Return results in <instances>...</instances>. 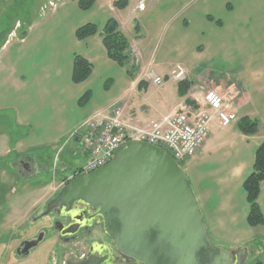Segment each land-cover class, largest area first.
<instances>
[{
	"label": "crops",
	"instance_id": "1",
	"mask_svg": "<svg viewBox=\"0 0 264 264\" xmlns=\"http://www.w3.org/2000/svg\"><path fill=\"white\" fill-rule=\"evenodd\" d=\"M116 1L98 0L87 11L76 1L62 4L42 20L29 21L24 43L2 48L0 112L12 113L21 135L14 140L0 128V211L6 208L12 213L0 223L7 229L0 240L15 226H27L26 220L36 216L48 195L57 191L55 182L39 185L49 172L39 150L55 152L84 120L116 102L139 122L191 104L189 91L181 96L173 80L166 83L173 81L176 92L158 88L147 78L151 72L168 76L174 66L164 68L162 60L172 54L181 56L179 63L187 64L191 74L201 79L230 74L244 92L235 109L238 117L260 123L258 133L249 136L240 131L239 121L224 127L214 119L208 138L184 170L213 241L229 251L247 248V264H264V224L249 226L250 205L244 189L264 142V0H188L181 13L162 11L179 0H127L124 9L115 7ZM111 18L129 39L131 74L108 57L103 44L100 34ZM86 24H95L99 33L78 40L76 31ZM145 33L154 42L148 59L139 48ZM159 51L165 53L160 62L154 57ZM76 56L93 65L92 74L80 84L72 81ZM87 92L90 98L80 106ZM28 150L38 151V156ZM24 157L30 158L27 172L19 164ZM258 204L264 216V182ZM15 214L18 223L11 224Z\"/></svg>",
	"mask_w": 264,
	"mask_h": 264
},
{
	"label": "water",
	"instance_id": "2",
	"mask_svg": "<svg viewBox=\"0 0 264 264\" xmlns=\"http://www.w3.org/2000/svg\"><path fill=\"white\" fill-rule=\"evenodd\" d=\"M74 203L103 216L123 264H247L250 258L247 248L214 243L184 168L146 142L121 145L106 166L63 186L44 215Z\"/></svg>",
	"mask_w": 264,
	"mask_h": 264
},
{
	"label": "rangeland",
	"instance_id": "3",
	"mask_svg": "<svg viewBox=\"0 0 264 264\" xmlns=\"http://www.w3.org/2000/svg\"><path fill=\"white\" fill-rule=\"evenodd\" d=\"M132 1H136V0H132ZM147 1L149 2V0ZM73 2L74 0H0V54L3 47L22 44L26 41V34L28 32V31L26 32V29L28 28L29 21H32L34 19L42 20L47 15H50L52 11H56L60 5L71 4ZM186 2H188V0H179L175 5H165L162 7V11L171 12V13L173 12L181 13L184 10V4H186ZM159 6L160 5H158V7ZM139 8L144 10V5L140 4ZM136 23L134 25L132 24V28H131V30H133L134 32V36L137 35L138 33L135 29ZM144 35L146 38L142 42H139L140 43L139 48L144 49L143 50L144 56L146 59H148L151 50L154 47V42L152 41V38L149 34L145 33ZM160 50H164V49L161 48ZM164 54L165 53H163V51H159L154 54V57H156V60L160 62L162 60L161 57H163ZM165 56H167V58L165 60H162L163 62H165V64L163 65L164 68L168 66L175 67L178 64H181L186 68L188 77L187 80L183 82L185 83L187 82L188 84V88H189L188 91L190 95L189 97L191 100L190 101L191 104H189V107H191L194 110V112H197L198 110L201 109L203 96L206 92L209 91H216L220 93V95L224 98V100L227 103L232 104L233 107L236 109V106L240 102V99H242L244 92L242 90L240 83L230 74L225 73L221 75L222 72L215 73L212 75L209 74V77L206 78V80H204L201 79L199 75L196 76L192 75L189 70L190 68L188 67L187 64L179 63L181 62V60H183L181 56L172 55V54H166ZM193 65H194V69L198 73L199 70L197 63L195 64L194 62ZM169 74L168 76L164 77L166 81L171 80L169 79ZM173 81H169L168 83H165L163 87H165V89L167 90L174 88L176 92V85L173 83ZM176 83L179 84V82ZM116 103L120 104V102H116ZM119 106L122 105L120 104ZM181 106L182 104L178 107L177 110H179ZM122 107L124 108V106ZM105 109L106 108L94 112L91 116H89L86 120H84L79 126H77L70 133L67 140H64L63 144L59 146V148L56 149L55 152H53L52 150H39V152L42 151L43 153V157L45 159V168L46 169L48 168L49 170V172H47L46 175H44L45 177V179H43L44 181L40 182L39 184L41 185L40 187L55 182L53 188L55 187V189L59 190L62 185L66 184L72 178V176L70 175L72 174L73 171L76 172L77 169L87 164L88 157L83 153V148L80 141L83 138L85 132V127L83 125H85L89 120H91L96 114L100 112H104ZM11 117H12V113L10 112H5V111L0 112V128H3L4 131L8 132L9 136L15 140L18 137H20L21 134L20 132H18V130H16V126H14ZM240 119L241 118L238 117V120L236 122H238ZM121 120L124 126L127 127L126 130L133 128V126L141 127V128L146 127L150 121V120L147 122L135 121L132 117L130 116L128 117L126 115L125 109H124L123 119L121 118ZM151 120H156V119H151ZM130 126L132 127L128 128ZM28 153L33 156H38V151L36 150H28ZM182 165L184 169L187 167L186 163H182ZM32 183L31 186L34 185ZM16 188L19 187L16 186ZM49 198L50 195H48V199ZM8 210H6L5 208L3 212L0 211V223L2 221L4 222L3 220L4 217L12 214ZM43 211H45V206L41 204L37 209L38 213H36L35 215H40ZM13 216L16 218L11 220L10 223L11 224L18 223L17 214ZM53 219H54L53 215L45 216L40 220L38 224L40 227L43 225L45 230L44 225L51 224L53 222ZM26 221H27L26 223L29 224L30 226V224H32V221H34V217ZM1 226L2 225L0 224V234H3L4 232H6L7 229L3 230ZM25 227L26 226L24 225L15 226L10 232L7 233L6 236L4 235L5 238L0 240V264H54L55 259L57 260V263L60 264L62 262L61 260L65 261L67 252L70 249H73L74 251L76 250L75 247L65 248L63 250V257L60 256V252H58V254L56 253V251L59 250V248L54 245V242L52 243L50 242L49 238L51 234L47 232L46 239L42 241L43 243L40 242L39 240L38 242L34 243V245H36L34 247L36 248L28 258L22 261L16 256L15 249L17 242L16 240H18L21 234L25 232ZM216 245L218 247H221L218 244ZM81 246H79L80 248L77 249L79 254H81L83 251V248Z\"/></svg>",
	"mask_w": 264,
	"mask_h": 264
},
{
	"label": "built area",
	"instance_id": "4",
	"mask_svg": "<svg viewBox=\"0 0 264 264\" xmlns=\"http://www.w3.org/2000/svg\"><path fill=\"white\" fill-rule=\"evenodd\" d=\"M148 80L161 88L166 83L164 77L154 73L147 75ZM186 68L178 64L169 74V79L176 82L187 80ZM116 103L96 114L85 125L83 138L80 140L83 153L88 157L85 166L77 169L78 175H86L106 166L115 151L123 144L140 141L160 147L168 152L178 163H186L194 157L209 136L210 124L214 119L227 127L238 120V114L232 104L227 103L220 93L206 92L201 109L197 112L188 105L179 110L150 120L146 127L124 126V108ZM82 126V128H83Z\"/></svg>",
	"mask_w": 264,
	"mask_h": 264
},
{
	"label": "flooded vegetation",
	"instance_id": "5",
	"mask_svg": "<svg viewBox=\"0 0 264 264\" xmlns=\"http://www.w3.org/2000/svg\"><path fill=\"white\" fill-rule=\"evenodd\" d=\"M26 161L29 162L30 158L24 157L19 162L24 172L30 170ZM70 176L72 178L66 184L79 177L74 171ZM66 184L62 185L47 200L45 211L40 215L33 216L34 221H32L30 226L27 224L25 232L16 240V256L18 258H28L36 248L34 243L38 242V240H41L40 242L44 241L48 232L51 234L49 240L51 243L54 242V245L59 248L56 253L60 252V256L63 257L65 248L75 247L76 249L75 251L70 249L67 252L65 261L61 260L60 264H123L124 257L115 254L113 242L107 233L105 220L103 216L98 214L97 210L82 203H74L69 207L58 208L51 211L48 215H44L47 212L48 204L57 197L62 187ZM50 215H53V222L45 224L44 230L43 225L41 226L43 228H41L38 223L43 217ZM117 227L118 222L112 221L110 228L114 230ZM79 246L83 248L81 254L77 251L80 248ZM28 248L30 249L27 254ZM54 264H58L56 259Z\"/></svg>",
	"mask_w": 264,
	"mask_h": 264
},
{
	"label": "trees",
	"instance_id": "6",
	"mask_svg": "<svg viewBox=\"0 0 264 264\" xmlns=\"http://www.w3.org/2000/svg\"><path fill=\"white\" fill-rule=\"evenodd\" d=\"M78 7L87 11L91 9L98 0H74ZM127 0H118L114 2V6L119 9L127 7ZM99 30L95 24H86L76 31V38L78 40H85L91 36L97 35ZM103 44L106 48L108 57L116 62L122 68H125L131 74L129 68L130 64V42L124 32L121 30L120 24L115 18L108 20L103 31L101 32ZM93 65L81 56H76L74 60V71L72 81L75 84H80L88 79L92 74ZM187 82L179 83V91L181 96H186L188 92ZM90 93H85L79 100L80 106L85 105ZM238 128L245 135H255L258 133L260 123L258 120L249 117H243L238 122ZM183 167V165L181 164ZM264 182V142L260 145L256 152V159L254 170L249 175L244 183V189L247 194V200L250 205V212L248 215V224L251 227H258L264 224V216L258 204V197L260 194L261 183ZM257 264H261L258 262Z\"/></svg>",
	"mask_w": 264,
	"mask_h": 264
}]
</instances>
